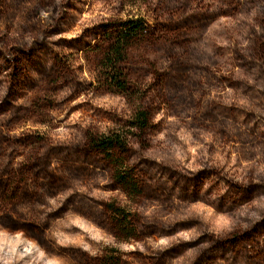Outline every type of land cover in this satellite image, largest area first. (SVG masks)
I'll list each match as a JSON object with an SVG mask.
<instances>
[{"label": "rangeland", "instance_id": "obj_1", "mask_svg": "<svg viewBox=\"0 0 264 264\" xmlns=\"http://www.w3.org/2000/svg\"><path fill=\"white\" fill-rule=\"evenodd\" d=\"M0 264H264V0H0Z\"/></svg>", "mask_w": 264, "mask_h": 264}, {"label": "trees", "instance_id": "obj_2", "mask_svg": "<svg viewBox=\"0 0 264 264\" xmlns=\"http://www.w3.org/2000/svg\"><path fill=\"white\" fill-rule=\"evenodd\" d=\"M143 22L140 19L129 20L120 25L117 35L113 37L111 46L104 53L99 64L100 82L108 91L122 95L131 94V84L124 65L129 57L130 48L141 35ZM151 113L147 109L138 110L131 127L145 131L151 124ZM90 145L98 150L120 151L129 153L131 134L126 132H112L103 135H90Z\"/></svg>", "mask_w": 264, "mask_h": 264}]
</instances>
